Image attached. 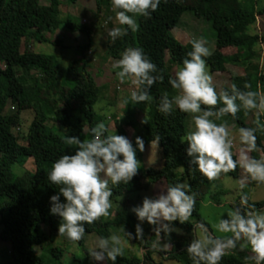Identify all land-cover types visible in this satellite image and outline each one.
I'll return each mask as SVG.
<instances>
[{
  "label": "trees",
  "instance_id": "1",
  "mask_svg": "<svg viewBox=\"0 0 264 264\" xmlns=\"http://www.w3.org/2000/svg\"><path fill=\"white\" fill-rule=\"evenodd\" d=\"M65 1L74 3L76 0ZM111 1L95 0L96 15L101 13L103 5H106L105 13L112 12L113 9L108 11ZM247 2L248 0H161L158 9L151 13V18L137 17V32L129 30L128 35L115 41L107 35L105 46L108 56L120 59L127 48H141L145 56L157 66V72L152 75L161 74L164 77L163 82L157 81L150 88L146 85L138 87L141 91H148L152 97L147 103L142 121L138 124L133 115L137 102L126 97L129 102L123 103L119 113L125 121L123 124L115 121L114 130L108 134L125 136V128L129 127L137 132L145 145L159 136L157 145L161 164L155 169L140 167L138 175L127 184L110 183L113 214L109 218L102 217L93 224H85V235L93 233L98 238L109 237L112 228L128 234L136 231L137 225L145 229L136 216L127 211L131 205L127 195L146 189L149 184L159 180L164 182L166 188L176 183L188 185L183 190L187 195L195 194L196 201L193 213L186 222L181 223L178 219L170 223L164 221V224H169V228H177L181 232L172 236L167 250L156 248L152 243V236L145 238L142 235V239H136L138 248L143 250L141 257L118 256L116 264H142L144 260L148 264H161L152 258L154 252L162 258L165 255V258L178 264H195L187 248L198 239L194 230L200 225L207 228L198 212L200 196L209 191L217 180L208 181L197 170L196 165L191 163L192 157L187 155L188 144L186 141L182 142V138L186 136L187 114L175 106L169 115L159 111L165 93L170 98L177 94V90L172 89L168 83L170 77L174 78L173 68L181 67L187 53L192 51V39L182 43L172 35L171 29L186 11L209 23L215 35L213 55L205 58L208 70L215 73L228 72L229 69L234 71L233 75L228 76L227 84L217 90L218 94L226 92L233 95V84L239 92H264V73H258L256 65L250 62L257 54L255 45L262 42L264 36L247 31L255 22L256 16L264 14V6L249 7ZM61 4L62 0H48L46 4H42L40 0H0V241L8 242L10 255V259L1 264H61L63 249L58 246H47L49 262L44 260L42 254L34 251L35 246L52 242L59 235L58 223L62 220L60 216L50 212V197L59 194V186L53 184L48 175L58 158L64 154L74 155L77 150L75 146L67 145L64 138L75 136L81 141L91 139V128L104 118L94 109V104L102 97L101 88L87 71L92 26L68 16L59 17ZM101 15L97 19H104L106 16ZM59 29L82 33L87 37L85 44L74 45L75 56L68 58L62 71L55 54L32 51L27 46L31 41L61 45V38L52 40L49 37ZM228 47L232 49L231 59L223 51ZM245 83H249L251 89H246ZM7 103L12 105L15 116L6 112ZM236 103L240 107L236 117L225 115L219 120L215 117L212 119L218 124L226 122L227 127L255 129L258 151L248 155L260 160L259 151L264 150V133L262 134L255 121L260 116L253 115L247 122L246 118L255 109H245L239 99ZM223 106L222 101H218L213 111H218ZM23 110H28L31 115L24 137L16 133L22 123L18 119ZM14 126H18L15 132ZM135 140L131 142L139 159L140 150ZM28 158L32 160V170L23 168L19 175L12 172L13 165L24 167ZM233 158L236 160L234 154ZM225 175L241 180L244 184L255 182L239 165L235 171ZM60 202H65L62 195ZM245 207L248 212L256 209L264 211V200L247 201L245 206L240 207V214L244 216L248 213L244 211ZM158 228L161 229V235L167 234L162 226ZM83 241L84 238L77 243L81 245ZM241 244L242 240L237 241L236 248L218 264H244L247 250H241ZM78 264H86V260H80ZM199 264L207 262L199 261Z\"/></svg>",
  "mask_w": 264,
  "mask_h": 264
},
{
  "label": "clouds",
  "instance_id": "2",
  "mask_svg": "<svg viewBox=\"0 0 264 264\" xmlns=\"http://www.w3.org/2000/svg\"><path fill=\"white\" fill-rule=\"evenodd\" d=\"M160 2L161 0H112V6L117 10L115 19L120 26L112 28L108 36L115 41L128 35L129 30L137 32V17L151 18V13L158 9ZM191 43L192 51L187 53L182 66L175 71L174 78L170 77L168 81L172 89L177 90V94L170 98L165 93L159 111L169 115L175 106L191 117L193 128L182 138V142H187V155L192 157L191 163L196 165L197 170L208 181L219 179L222 173L235 171L239 165L252 181L264 184V158L257 160L248 155L258 151L255 129H239V140L245 147L240 150L237 161L233 158V141L230 139L226 122L218 124L212 119L215 117L219 120L225 115L236 117L240 111L237 99L245 109H257L259 113H264V92H239L233 84V95L226 92L218 94L205 59L213 55V50L203 37L195 38ZM112 67L118 70L116 76L121 83L130 80L131 84L137 87L146 85L150 88L157 81L163 82L164 79L161 74L152 75L157 72V66L145 56L141 48H127ZM244 87L251 89L249 83H245ZM130 99L142 102L151 101L152 97L148 91H132ZM218 101H222L224 106L218 111H213ZM124 102L127 104L129 98ZM202 106L205 107L202 109ZM256 123L264 128V125H260L259 118ZM90 133L92 138L83 141L75 136L65 137L64 142L75 146L77 150L74 155L64 154L58 158L48 175V179L59 186V194L50 197V212L62 218V223L58 226L59 236H65L72 242H79L84 238L85 224H93L110 215L113 207L110 198L113 192L109 184L129 183L138 175L141 167L133 144L127 137L108 134L103 122L92 127ZM159 139L157 136L151 142L152 147L157 146ZM135 143L141 152L145 150L141 137H136ZM187 187L184 183L169 185L166 193L160 194L154 200L144 198L142 206L134 207L132 211L140 221L147 220L150 225L160 221L170 223L177 219L184 223L192 215L196 203L195 194L187 195L183 190ZM60 195L65 198V202H60ZM242 202L247 201L242 198ZM229 216L230 220H221L217 227L221 232L232 233V238H213L207 234V228L199 226L205 235L194 240L187 248L195 264H199V261L218 264L236 248V242L241 240L246 241L240 245L241 250L250 248L256 264L264 262V213L249 211L244 216L239 212L230 211ZM162 229L168 232L169 224H163ZM160 231L161 229H156L157 233ZM127 235L131 237L132 234ZM142 235V229L137 225L135 238L142 239ZM96 248L99 251L91 249L89 255L98 261L104 260L106 256L115 264L117 257L124 254L121 236L116 234L99 238Z\"/></svg>",
  "mask_w": 264,
  "mask_h": 264
},
{
  "label": "rangeland",
  "instance_id": "3",
  "mask_svg": "<svg viewBox=\"0 0 264 264\" xmlns=\"http://www.w3.org/2000/svg\"><path fill=\"white\" fill-rule=\"evenodd\" d=\"M40 2L42 4H46L48 0H40ZM247 4L249 5V7H254L255 5V8H260L264 6V0H248ZM95 8V0H76L74 3L62 0L59 17L63 18L68 16L75 21L92 26V45L87 52V55L89 56L87 61V71L91 74L95 84L99 86L102 91V97L98 100V102L94 104V109L104 116V118L98 123L103 122L107 126L108 133H112L115 128V121L120 124H123L125 121V119L122 118L119 114L123 107L124 99L126 97H130L132 91H137L139 93L141 92V90H139L137 86L132 85L130 80H126L124 83H121L119 81L118 77L116 76V71L118 70L112 67V65L119 59L110 57L106 54L105 45L107 43L108 32L112 28L120 26L115 19L116 9L113 8L111 3L108 7V11H110L111 9H113V11L110 13H105L107 12L106 5H103L101 8V13L105 14L106 16L104 19H97L99 17H102V15L101 13H98L96 15ZM260 18L262 19V22L260 21ZM258 29L261 30L262 36L264 34V14L258 15L257 25H251V27H249L247 31L250 33H257ZM76 33L77 34H72L65 29H59L55 34H52L49 37L52 40L58 37L61 38V45H55L53 42L36 43L31 41L27 46L28 49L32 51L55 54L57 56V63L61 69L60 71H62L66 66L68 58L75 56L73 48L74 45L76 43L85 44L87 41V37L84 34L78 32ZM171 33L182 43L186 42L189 39L193 40L195 38L203 37L208 41V46L211 49H213L214 47V30L210 27L207 21L200 18H195L189 11H186L181 15L177 25L171 29ZM259 47L260 46L258 45V48ZM223 51L226 57L228 59H231L230 54L232 53V49L228 47ZM261 62L262 72L264 73V58ZM179 68L180 67L173 68V74H175V71ZM233 72V69H229L228 72L221 73L210 72V74L213 76V84L216 90H219L223 85L227 84L228 76L233 75ZM147 103L148 101H142L137 102L136 104L133 115L138 124L145 116L148 106ZM6 112L10 115L15 116V112L10 103L6 104ZM261 114V117H259L260 125H264V113ZM30 119L31 115L28 110L21 111V115L18 121L21 120L22 123L20 126L18 125L20 129L17 130L16 133H19L20 136L24 137ZM246 121H250V116L246 118ZM18 126H14V132L16 127ZM185 127L186 134L193 128L191 117L188 114L185 120ZM259 128L261 129L263 134L264 128ZM125 132V137H127L130 141L136 139V137H139L137 132H134V130L129 127L125 128ZM229 133L230 139H232L233 141L232 151H238L237 153L239 158L240 150L244 148V145H242L239 140V129L233 127V131H229ZM262 140H264V134L262 135ZM139 153L140 157L138 160L140 161L141 167H151L155 169L160 166L161 160L158 145L156 147H152L151 142H149L145 145V150L143 152L140 151ZM259 153H261V159L264 158V150L259 151ZM23 168L27 170L33 169L31 158L27 159L24 167L13 165L11 167V170L13 173L19 175L23 172ZM243 178L244 181H246V177L244 176ZM162 193H166V186L162 180H159L149 184L146 189L128 194L127 197L130 198L131 205L129 206L127 211L136 216L135 212L132 211V208L142 206L144 198L154 200L157 199L158 196ZM242 196L245 197L247 201L264 200V184H259L257 182L244 184L241 182V180H235L230 176L222 173L215 184L210 187L209 191L200 196L201 199L199 200L200 203L198 212L201 219L207 225V234L210 233L212 236L219 239L232 237V233L230 232L224 233L219 231L217 225L221 220L231 219V217L229 216L230 211L240 213V207L245 206V203L242 202ZM117 205L116 206L119 207L118 203ZM113 210L114 209L110 210L109 216L113 214ZM244 211L248 212L246 207L244 208ZM252 211H255L257 213H264L262 209H256ZM109 216L107 218H109ZM136 219L139 224L145 227V229H142L144 237L150 238V236H152V243L156 248L167 250L169 248L168 242L172 239V236L174 237L181 233L177 228H169L170 230L167 232V234L161 235L160 233L156 232V229H158V227H161L164 224V221H160L155 225H150L147 220L140 221L137 216ZM61 223L62 220L58 223V226ZM44 229L46 228L44 227ZM193 233L197 236V238H201L203 235H205V233L199 227L196 228ZM113 234L121 236L124 247L123 256H141L143 250L141 248H138L137 246V238H135L136 231H132L131 234L133 236L129 237L128 235H126V231H120L116 228H112L110 236ZM98 239L99 238L95 234L90 233L85 235L84 241L80 245L77 242L68 240L65 236L58 235L52 242H48L43 246H35L34 251L36 254H42V257L46 262H49L50 260V256L46 251L47 246H58L63 249L61 264H78V262L83 259L86 260V264H113V262L108 260L106 256L104 260L98 261L94 257L89 255V251L91 249L99 251V249L96 248ZM243 243H246V241L242 240V244ZM7 245L8 242L0 241V264L7 262L10 259ZM165 245H167V248H165ZM245 248L247 251L244 264H256L255 261H252L254 254L251 253L250 248ZM151 256L156 263L178 264L172 259H163L159 254L155 252L152 253ZM143 264H147L145 260Z\"/></svg>",
  "mask_w": 264,
  "mask_h": 264
},
{
  "label": "crops",
  "instance_id": "4",
  "mask_svg": "<svg viewBox=\"0 0 264 264\" xmlns=\"http://www.w3.org/2000/svg\"><path fill=\"white\" fill-rule=\"evenodd\" d=\"M260 21L262 22V19L260 18ZM257 23H258V16H256V20H255V22L252 24V25H257ZM251 27V26H250ZM72 34L74 33V34H77L76 32H71ZM252 33H254V32H252ZM260 33V34H259ZM257 34L259 35V36H261V30L260 29H258V32H257ZM73 36H75V35H73ZM262 36H264V34L262 35ZM76 38V37H75ZM258 45L260 46L259 48H258ZM255 50H256V52H257V54H256V56L254 57V58H252V60H250V62L252 63V64H254V65H256V67H257V72L258 73H261L262 72V66H261V64H262V59L264 58L263 57V55H264V40L262 41V42H260V43H258L257 45H255ZM241 68V67H240ZM243 69V68H242ZM253 115H256V116H260L261 117V113H259L258 112V110L257 109H255L253 112H252V114L250 115V119H251V116H253ZM228 129H229V131H233V127L232 126H229L228 127ZM264 143V140H262V145H264L263 144ZM233 152V154L236 156V160L237 161H239V158H238V155L236 154V151H232ZM260 155H261V153H260ZM260 159H261V157H260ZM7 248H9V244L7 245ZM141 257V256H140ZM163 258L164 259H167V258H165V255H163ZM143 264V263H142ZM148 264V263H147ZM264 264V263H263Z\"/></svg>",
  "mask_w": 264,
  "mask_h": 264
}]
</instances>
